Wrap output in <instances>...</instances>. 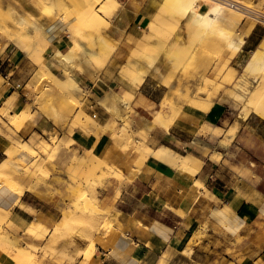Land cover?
Here are the masks:
<instances>
[{"label": "rangeland", "instance_id": "1", "mask_svg": "<svg viewBox=\"0 0 264 264\" xmlns=\"http://www.w3.org/2000/svg\"><path fill=\"white\" fill-rule=\"evenodd\" d=\"M244 1L257 13H264V0ZM87 2L85 0H55L53 2L50 0H0V15L4 16L2 18L0 16L1 19L11 20L10 11L13 7L17 11L19 10L20 14L31 12L35 15L34 18L45 23L48 29H54L63 36L66 44L61 52L70 51L74 42L79 44L72 66L65 68L54 64L55 53L48 52V48L42 53L44 57H40L38 51L35 52L34 43L40 40L39 32L36 31V34L30 35L24 40L23 37L16 39L20 30L15 28L19 25H16L14 21L7 24L8 27L14 29H9L7 34L0 31L1 41L13 42L36 66L34 79L22 89L21 94H16L15 99L10 98L7 104H10L11 108L20 96L22 105L20 109L25 115L30 113L27 116L30 118L27 123L32 122L34 117L40 114L39 116L46 117L56 128L53 131L44 132L46 135L29 133L27 136H22L21 132L25 126L19 129L12 124L4 125L0 119V135L6 138L7 149L18 142H27L33 146L35 152L28 156L29 161L26 162L28 166L18 171L17 174L30 182V186L33 188L31 193L34 197L53 206L57 211L56 214L53 213L56 221L53 226L49 227L39 220L43 225L41 226L44 227L43 232L38 236H23L24 230L15 232L11 228L10 225L13 221L11 212L0 209L1 212L9 213L7 217L0 218V251L11 260L12 264H77L80 257L92 247L95 237L100 234H108L118 217H116L117 211L115 210L108 226L102 225L104 217H97L93 220L95 225L93 221L91 224L85 225L80 221L79 213L75 212L76 202L82 194L86 193L91 195L98 205V198L102 201L109 200L119 187L129 181L127 179L118 180L112 176L113 172L119 169L115 165L116 159L113 157V153L108 151L107 136L111 137L113 147L119 148L126 155L139 154L141 158L140 147L147 145L151 148L150 138L155 132L148 130L145 120H152L156 113L163 109L170 114H173L175 110L178 117L187 113L188 110L201 113V111H205L206 107L208 110L205 113H208L216 102L222 104L223 93L227 91L225 89L235 85L243 73L246 62L252 55V53H243L245 62L238 68L229 69L232 60L228 65L226 63L232 51L226 50L221 45L223 51L221 53L218 37L206 34L203 27L194 25L193 28H188L184 22L180 21L181 15L178 12V7L168 0H119L117 8L110 10L105 7V3H101L95 6L96 12L103 16V19L98 22H94L89 16L86 17L88 10L86 5L89 6V3L86 4ZM199 5L201 10L205 11L206 8L202 1L199 2ZM19 7L22 8L19 9ZM85 7L86 9H84ZM33 10L38 13L34 14ZM140 14L146 16L143 28L136 31L126 30L134 18ZM248 17H252V19ZM258 17L254 14V16L245 15L242 18L243 22L249 21L253 25L254 41L258 42L255 50H264V45L263 48L261 47L264 39V22L257 19ZM152 21L158 25L157 30L160 32L154 39V45L143 50L144 53H150L152 58L145 57L146 64L143 71H149L146 78L155 81L159 89L165 87V90H161L165 96L158 105L157 112L143 115L139 122L138 116L135 114V107L139 103L136 101L138 95L135 91L139 87L136 88L129 84L122 78L120 72L127 66L129 60L137 59L141 54L137 50L139 42L146 35L148 25ZM70 27L73 29L72 33L68 30ZM244 36L241 33V36L238 37V45H242L241 43L245 40ZM210 39H214V43ZM17 41H21V44L18 45ZM208 43H212L211 45L215 47H211L210 44L209 46ZM82 53L85 56L84 62L80 57ZM214 58L216 60H213ZM209 61L213 62L212 65ZM45 66L51 74L44 71L46 70ZM141 71L139 70V72ZM134 72L137 73L138 69ZM204 73L208 80L215 82H211L212 89L209 94L201 91V87L204 86ZM72 76L78 83L82 94L81 98L77 99L72 95H67L66 99L60 97L63 89L53 80L55 78L65 80ZM93 87H95L94 90H92ZM111 89L124 100H128L126 101L128 103L124 105V110L109 114L97 102ZM128 91L134 95L132 99L128 98L130 96ZM195 96L208 99L206 102L202 101L198 107L197 110L201 111L189 108L188 102ZM195 101L199 104L197 100ZM162 102L165 104L164 107H161ZM73 104H77L80 110L92 118L88 124L80 122V118H77L75 113L71 118L65 116V113L69 111V106ZM223 104H227L229 116L234 119V122L239 115H242L241 112L244 113L241 107H235L233 101ZM142 128L143 131H141ZM214 129L212 124L206 123L198 135L205 140L213 133ZM76 130H80L83 135L91 138L92 143L81 141L82 148L76 146L74 135ZM123 131L131 133L133 137L126 140ZM136 139L139 143L135 141ZM233 143L234 139L230 143V148ZM168 151L173 152L169 149ZM217 151L225 153V150L220 148H217ZM213 155L212 160L217 162L224 159V156H219L216 153ZM94 157L102 159L107 165L99 167L94 175H90L88 164L90 160L93 161ZM167 162L172 165V162ZM136 166L139 168L140 163L137 162ZM182 171L187 173L183 169ZM107 174H112L113 178H105ZM0 183L3 184V187L0 186V190L8 188L12 190L16 186L12 177L4 178L0 180ZM36 195L49 199V201L45 202ZM107 212L109 213V211ZM65 215L69 217L66 222ZM102 226L105 228L103 229ZM91 234L92 238H90ZM20 249H24L23 251L27 254L26 260L22 262L15 259ZM23 251L20 253L22 254Z\"/></svg>", "mask_w": 264, "mask_h": 264}, {"label": "crops", "instance_id": "2", "mask_svg": "<svg viewBox=\"0 0 264 264\" xmlns=\"http://www.w3.org/2000/svg\"><path fill=\"white\" fill-rule=\"evenodd\" d=\"M145 19V15H138L126 30L142 29ZM243 27L245 40L226 63L232 60L229 67L232 70L245 62L243 53H252L257 47L253 25L244 21ZM47 32V51H62L66 44L63 36L54 29ZM35 70L34 63L13 42L0 40V112L14 94H21L34 79ZM164 88L159 89L155 81L146 78L135 91L139 122L143 115L157 112L165 96L161 93ZM20 103L18 96L7 115L0 117L4 125L17 119L22 112ZM39 115L25 125L22 136L56 129L51 121ZM206 123L215 129L204 140L198 132ZM234 123L227 104L216 102L208 113L188 110L181 114L168 133L154 130L150 138L153 150L166 147L201 162L194 176L154 156L146 158L138 168L139 154L126 155L112 146L108 135V151L129 181L109 200L98 198L101 209L110 214L117 211L118 221L108 234L95 237L92 247L77 264H264V119L251 114L242 123L224 159L212 160L214 145ZM74 135L78 147L82 146L81 141L92 143L80 130ZM5 139L0 135V166L6 163L13 170L25 169L28 164L20 156L8 160ZM198 181L200 186L196 184ZM32 194L27 192L19 200L12 192L1 189L0 209L27 223L42 225L39 221L42 220L53 226L56 209ZM0 264H12L1 251Z\"/></svg>", "mask_w": 264, "mask_h": 264}, {"label": "bare ground", "instance_id": "3", "mask_svg": "<svg viewBox=\"0 0 264 264\" xmlns=\"http://www.w3.org/2000/svg\"><path fill=\"white\" fill-rule=\"evenodd\" d=\"M50 1L53 2L55 0H50ZM168 1L175 4L178 7V12L181 15L180 21L184 22L188 28H193L192 26L196 25L198 27H203L206 34L210 36L216 35L219 39L218 43L220 44L221 53L223 52L222 46L226 50L232 51L231 54L236 53L238 49L240 48V45H238L237 42H238V37L241 36V33L245 34L243 30L244 22H243L242 17L245 16V14H247L246 12L249 11L251 14L253 13H256L258 15L260 14L254 11V9H252L248 4H246L244 0H227V2H225L226 0L224 1L223 0H168ZM200 1L204 3L205 8H206L205 11L201 10V7L199 5ZM85 2H87V0H85ZM88 3H89V6L86 5L88 9L86 13V17L89 16L94 22H98L101 19H103V16L96 12L95 6L101 3H105V7H107V9L109 10L115 9L119 5V0H96L95 2L91 0V3L89 0L86 4ZM86 7L84 9H86ZM21 8L19 7V9ZM18 11L16 10L15 7H13V9L10 11L11 20L9 19L3 20L1 18L4 16L0 15L1 16L0 18L1 33L7 34L9 32L8 31L9 29H14L13 27H8L7 25L12 21H14L16 25L17 24L19 25V27H15L16 29L20 30V33H19L20 35L19 34L16 35L17 36L16 39H21V37H23V40H24V38H28L30 35L36 34V31L39 32L40 40L34 43V50L35 52L38 51V53L40 54V57H44L42 56L43 55L42 53L49 47V42H48L49 34L47 32L48 28L46 27V24L39 22L36 18H34L35 15H33L31 12L26 13V14H20ZM33 13L37 14L38 12L36 10H33ZM59 15L61 17L60 12H59ZM260 15L264 17V13ZM248 18L252 19V17L251 18L248 17ZM32 21L34 23H37V25L41 26L43 30L39 31L37 29L38 27L36 26L34 27L32 25ZM157 28H158V25L154 21L149 23L147 31H146V35L144 36V38L140 40L141 42H139V46H138L139 48L137 49L138 52L141 54H139L137 59L132 58L131 60H129L127 63V66L123 68L120 72L122 78H124L126 81L129 82V84L135 86L136 88L140 87L143 84L149 72L148 70L145 72L143 71V67L146 64L145 57L150 58V59L152 58H151L150 53H147V52L144 53L143 50L149 46L151 47L152 45H154L153 44L154 39L158 36L160 32V30H157ZM68 30L71 33L73 31L71 27ZM214 39H210V40H213L212 43H214ZM20 42L21 41H17V44L20 45L21 44ZM212 43H208V45L209 44L211 45ZM218 45L215 48L216 51L218 49ZM263 45H264V39H263V44L261 45V47ZM212 46L213 45H211V47ZM214 47L215 46H213V48ZM78 48H79V44H77V42H74L71 47V50L68 51L67 53H63L61 51H57V52L55 51L56 53L53 56L54 64L61 65L65 68H70L72 66V62L74 60L75 53L78 50ZM213 48L212 50L216 53V51ZM215 53H211V54H215ZM216 55L215 57L218 58ZM206 56L209 57L208 55ZM80 57L83 61L85 56L82 53L80 54ZM155 60L157 61V59ZM213 60H216V59L214 58ZM210 61L212 60L210 59ZM204 62L207 63V61H204ZM206 63H204V65H206ZM44 69H46L44 71H47L49 74H51L50 70L46 66ZM137 69H138V72L139 70L140 71L142 70V71L139 73L138 72L135 73L134 71H137ZM205 71H206V68H205ZM202 76L204 77V75ZM53 81H55V84L63 89V90L60 89L63 91L60 97H63L66 99L67 95H72L74 97H77V99H79V97L81 98L82 94L80 92V88L78 87V83L77 81H75L73 76L68 77L65 80L55 78V80ZM211 82L212 81L208 80L205 74L204 86L201 87V91H204L209 94L212 89ZM220 86L222 87V85ZM225 91L226 93H223L221 103L222 104L231 103L233 101L235 107H241L244 113L241 112L242 115H239L237 117L236 122L229 129L228 134H226L225 138L221 139L217 145H214L212 150L214 151V153L218 154L219 156H224V153L217 151V148L225 150V153L229 151L230 146H231L230 143L235 138L242 123L249 117L250 114H255L259 116L260 118L264 119V50L263 49L255 50L254 52H252V55L247 61L246 65L244 66L243 73L238 79V81L235 82L234 86L228 89L226 88ZM128 94L130 95L128 96V98L132 99V97H134L133 94L129 92ZM16 97H17L16 94H14L11 97V99H15ZM193 99L197 100L199 104ZM193 99H191L188 102L190 106L189 108H193L196 110L198 109V107H200V104L202 103V101L204 102L208 101V99L202 96L201 97L195 96L193 97ZM126 101L128 100H124L123 97H121L119 94H117L114 90L111 89L105 95H103L100 99H98L97 103L101 106L103 110H105L109 114H112L113 112L117 113L121 110H124V107H125L124 105L128 103ZM9 105L10 104H6V107L0 112V116L7 115L6 113L8 112ZM164 106L165 104L162 102L161 107H164ZM68 109L69 111L65 113V116L67 118L69 117L71 118L72 114L75 113L77 114V118H80L79 120L80 122H85L88 124L89 121L92 119L88 115H86L82 110H80L77 104H73L69 106ZM207 110L208 108L206 107L205 111H201V110H197V111H201V113L204 114ZM28 115H30V113ZM28 115H25L24 112H21L12 125L21 129L29 121L30 118H27ZM178 119H179L178 113L175 114V110L173 111V114L172 113L170 114L163 109L161 111H158L152 120L150 121L145 120L146 121L145 124L148 125L149 131H154L155 129H162L168 133L171 127L175 125ZM141 131H143V128L141 129ZM43 135H46V133H43ZM123 136L125 137L126 140H129L133 137L131 133L126 132V131H123ZM135 141L139 143L137 139ZM199 142H201V140ZM140 149H141V153H140L141 158L139 159L140 165H143L146 158H148L149 156H154L155 159L157 158L164 162H167V161L172 162V165H174L175 167L179 169H183L187 171V173L193 176L196 173H198L197 172L198 165L201 162L198 159H194L195 157L190 158L187 156H183L179 153L169 152L167 148H159V150H152L147 145H142ZM206 149L208 148L206 147ZM5 152H6V156L8 160H12L16 158L17 156H20V158H22L24 163L29 161L28 156L30 154L35 153L33 150V146L27 142H18L10 146V148H8ZM88 165H89L88 173H90V175H94L95 171H97L96 169H98L101 166H106L107 164L102 159L94 157L93 161L90 160V163ZM17 173L18 171L11 169L6 163L0 166V180L6 177H12L15 181L16 186L12 190L11 188H8L6 190L15 194L20 200L21 198L24 197V195L27 192L31 193L33 191V188L30 186V182L28 180H26L23 176L18 175ZM111 175L112 174L110 175L107 174V177L105 178L110 179L112 176H115L116 177L115 179H118V180L126 179L125 178L126 176L119 170L116 172H113V175L112 176ZM196 184L197 186L201 185L199 181L196 182ZM0 186L3 187V184L0 183ZM75 212L76 214L79 213V216L81 219L80 221L85 225L91 224L93 220L97 219V217H104V220L102 221V225L105 224L106 226H108L107 224L110 223V220L112 219L111 217L113 215L101 209L97 205L93 197H91V195H87L86 193L82 194L81 198L76 202ZM8 215L9 213H4L0 211L1 219H3L4 217H7ZM64 217H65L64 219L65 222L69 220L68 216L65 215ZM116 217H119L118 213H116ZM117 221L118 220H116L115 223H117ZM93 224L95 225L94 221H93ZM10 226L15 232L19 230L21 232V230L22 231L24 230L22 234L23 236H32V235L38 236L44 230V227H42L39 223L37 222L27 223L26 221H24L23 219H21L19 216H16V215L13 216V221ZM92 237L93 235L91 234L90 238ZM23 250L24 249H20L19 253L16 254L15 259L17 261L22 262L26 260L27 254ZM20 251H23L22 254L20 253Z\"/></svg>", "mask_w": 264, "mask_h": 264}, {"label": "built area", "instance_id": "4", "mask_svg": "<svg viewBox=\"0 0 264 264\" xmlns=\"http://www.w3.org/2000/svg\"><path fill=\"white\" fill-rule=\"evenodd\" d=\"M223 1H224V0H223ZM225 2H227V0H226ZM226 4H228V3H226ZM246 13H247V14H245V15H253V16H254V14H255L256 16H259L257 19H259V20H261V21L264 22V17H262L261 15H258V14H256V13L251 14L249 11L246 12Z\"/></svg>", "mask_w": 264, "mask_h": 264}, {"label": "water", "instance_id": "5", "mask_svg": "<svg viewBox=\"0 0 264 264\" xmlns=\"http://www.w3.org/2000/svg\"><path fill=\"white\" fill-rule=\"evenodd\" d=\"M32 25L35 27H38L37 29L39 30V31H42L43 30V28L41 27V26H39V25H37V23H34L33 21H32Z\"/></svg>", "mask_w": 264, "mask_h": 264}]
</instances>
